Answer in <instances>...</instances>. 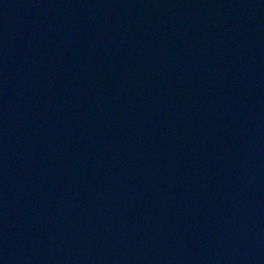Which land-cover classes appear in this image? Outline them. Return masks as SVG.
<instances>
[{"label": "water", "instance_id": "obj_1", "mask_svg": "<svg viewBox=\"0 0 264 264\" xmlns=\"http://www.w3.org/2000/svg\"><path fill=\"white\" fill-rule=\"evenodd\" d=\"M0 264H264V0H0Z\"/></svg>", "mask_w": 264, "mask_h": 264}]
</instances>
